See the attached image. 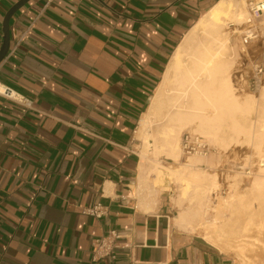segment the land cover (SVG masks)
<instances>
[{"label": "crops", "instance_id": "crops-1", "mask_svg": "<svg viewBox=\"0 0 264 264\" xmlns=\"http://www.w3.org/2000/svg\"><path fill=\"white\" fill-rule=\"evenodd\" d=\"M20 0H0L4 20ZM220 0H30L10 20L0 83V264H236L142 202L133 145L176 48ZM100 204L104 214L86 213ZM121 236L94 261L92 241Z\"/></svg>", "mask_w": 264, "mask_h": 264}, {"label": "bare ground", "instance_id": "bare-ground-1", "mask_svg": "<svg viewBox=\"0 0 264 264\" xmlns=\"http://www.w3.org/2000/svg\"><path fill=\"white\" fill-rule=\"evenodd\" d=\"M258 8L264 12V5ZM252 21L248 4L236 3L235 0H220L198 19L176 48L140 121L143 132L154 125L157 127L156 134L143 136V160L136 186L138 198L142 202L147 199L156 201L161 192L155 189V186L154 190L148 192V173H156V184L159 186L167 176L157 163L151 166L144 161L148 159L151 147L149 138L154 139L155 156L164 155L167 159L178 161L181 152H198L199 143L207 147L205 138L210 143H219L222 139V127H225L226 123L227 129L235 133L238 130L235 115L240 103L234 80L239 72L233 70L235 51L231 41L235 33L246 32L244 26ZM231 27H235L234 30ZM250 33L248 30L244 36ZM253 99L252 94H247L244 102L249 104ZM186 137L188 142L184 141ZM258 146L260 148L261 141ZM198 153L203 154L202 150ZM261 161L264 162V155H261ZM200 162L202 159L198 157H189L181 165V169L169 174L179 186V206L182 208L184 203L189 201V207L182 209L175 218L177 227L193 231L205 229V239L210 244L224 253L240 257L241 264H264V254L261 255L264 253V245L258 244L262 242L260 235L264 218L258 221L254 219L256 211L262 208L264 203L248 205L251 213L243 226V233L228 239L223 230L226 227L242 225L240 215L245 210V197L249 192H264V175L253 180L247 193L238 190L218 205V209L226 214V219L221 226H217L203 219L204 215L212 210L210 206H206V196L202 192L204 188L196 186L187 178V174L192 172L196 173L195 177L200 175L199 171L194 172ZM261 172H264V168ZM211 181L214 187L209 191L216 190L219 185L215 175ZM251 230L252 234H247ZM247 251L250 252V257Z\"/></svg>", "mask_w": 264, "mask_h": 264}, {"label": "rangeland", "instance_id": "rangeland-1", "mask_svg": "<svg viewBox=\"0 0 264 264\" xmlns=\"http://www.w3.org/2000/svg\"><path fill=\"white\" fill-rule=\"evenodd\" d=\"M236 3L248 4V10L252 16V23L244 26L246 32L243 34L235 33L232 39V48L235 51V63L233 70L239 72L237 79L234 80L235 87L238 92V101L240 108L235 115V122L238 130L235 132L222 127V139L219 143L208 142L207 147L203 149V154L193 151V153L181 152V157L178 161L167 159L164 155L155 156L154 154V139L149 138L151 147L148 151V159L144 160L151 166L157 163L162 171L167 176L165 177L161 186L156 184V173L150 171L148 173V184L150 185L149 191L155 189L160 190V195L167 192L173 198L176 206L179 208V213L182 209L189 207V201H186L182 208L178 204L179 199V186L173 176H170L173 171L181 169V165L185 163L189 157H198L202 159L194 172L199 171V176L195 177L196 173H188L187 178L190 179L196 186L203 187L202 192L205 194L206 206H210L212 210L207 212L203 219L210 223H215L221 226L225 218V213L218 209V205L225 199L234 195L236 191L248 192L249 186L252 184L256 177L264 175L261 170L264 168V163L261 161V155H264V12L259 11V6L264 5V0H235ZM252 27V28H251ZM235 27H231L234 30ZM250 30L257 34L256 38L247 47L243 45L244 35ZM247 94H252L254 99L251 103L245 104L244 100ZM157 124V123H155ZM186 132V131H184ZM181 136V142L184 135ZM157 133V127L154 125L152 128L142 131L140 124L134 135L133 145L140 153L142 158L143 151V136L154 135ZM201 135V134H200ZM261 141L259 148L258 143ZM211 148V149H210ZM143 160V159H142ZM216 176V182L219 187L216 190H210L214 187L212 184V176ZM245 210L241 213L242 225H235V227H226L223 230L226 232L228 239H233L238 234L243 233V226L246 225V220L249 218L250 209L248 205H260L264 203V192L262 193H248L246 195ZM254 219L256 221L264 218V206L256 211ZM177 226V225H176ZM178 228V227H177ZM249 228V226H247ZM253 228V227H252ZM182 232L193 234L205 239L207 231L205 229L199 230H185L178 228ZM209 231V230H208ZM212 231V230H211ZM262 234L260 235L261 243L264 245V226L261 228ZM252 234V230L247 232ZM257 243V242H256ZM250 257V252H246ZM264 254L263 252L261 255ZM233 257L236 264H241L240 257L229 254ZM251 262V260H250ZM249 264V263H247Z\"/></svg>", "mask_w": 264, "mask_h": 264}, {"label": "built area", "instance_id": "built-area-1", "mask_svg": "<svg viewBox=\"0 0 264 264\" xmlns=\"http://www.w3.org/2000/svg\"><path fill=\"white\" fill-rule=\"evenodd\" d=\"M54 0H46L47 3H51ZM257 34L251 32L250 35L245 36L243 39V45L249 46L252 41L256 38ZM4 61V60H3ZM0 95L14 101L18 104L24 105L26 107H31L32 103L29 99L24 97L23 95L17 93L13 89L4 86L0 83ZM198 139V138H197ZM185 142H188V137L185 138ZM198 150H202L205 148V145L197 144ZM188 153V152H187ZM264 165V163H262ZM87 214L93 215L96 217H101L104 214V208L100 204H96L93 208L88 209L86 211ZM121 236L117 231H111L107 235L97 237L92 241V256L94 261L102 260L109 257H114L115 251L118 245V239Z\"/></svg>", "mask_w": 264, "mask_h": 264}, {"label": "water", "instance_id": "water-1", "mask_svg": "<svg viewBox=\"0 0 264 264\" xmlns=\"http://www.w3.org/2000/svg\"><path fill=\"white\" fill-rule=\"evenodd\" d=\"M30 0H20L17 4H15L6 14L5 20H4V33H5V40L4 44L0 50V64L5 59V57L8 55V52L10 50V29H9V23L13 15L20 10L23 6H25Z\"/></svg>", "mask_w": 264, "mask_h": 264}]
</instances>
